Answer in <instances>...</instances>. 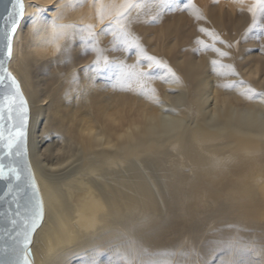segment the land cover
I'll use <instances>...</instances> for the list:
<instances>
[{
    "label": "bare ground",
    "instance_id": "6f19581e",
    "mask_svg": "<svg viewBox=\"0 0 264 264\" xmlns=\"http://www.w3.org/2000/svg\"><path fill=\"white\" fill-rule=\"evenodd\" d=\"M228 1L243 6L241 17L200 0L206 13L198 20L225 41L216 47L228 57L211 50L198 57L195 48L184 57L154 54L182 81L150 82L163 102L164 91L174 92L168 101L178 115L167 118L166 104L112 87V69L84 72L101 55L136 63L134 54L113 50V36L102 32L109 20L97 15L100 2L123 0H25L8 67L29 104L28 154L44 202L33 264H264V103L223 87L242 79L264 92V52H256L264 40L254 41L263 28L249 22L256 0ZM33 5L45 9L35 24ZM158 13L159 4L145 0L126 25L141 38L150 29L144 19ZM170 15H159L169 21L160 38L194 39L183 16ZM53 23L92 25L101 52L83 54L87 33L77 27L57 36ZM213 60L239 77L216 75ZM210 76L221 81L215 89Z\"/></svg>",
    "mask_w": 264,
    "mask_h": 264
},
{
    "label": "snow or ice",
    "instance_id": "6c2138e0",
    "mask_svg": "<svg viewBox=\"0 0 264 264\" xmlns=\"http://www.w3.org/2000/svg\"><path fill=\"white\" fill-rule=\"evenodd\" d=\"M145 0H123L105 4L99 3L97 15L103 23L105 19L109 23L102 29L105 34L110 33L114 38V51H125L134 54L136 63L127 64L123 61L110 62L101 55L100 59L87 66L84 72L92 73L97 77L105 69H112L115 74V82L111 85L117 90L135 92L148 99L151 103L164 108V102L160 99L155 88L150 87V82L161 80L164 83L180 84V77L170 65L156 56L148 54L140 38L133 35L128 29L126 21L133 10L144 7ZM160 6V13L164 11H178L181 6L176 0H155ZM258 7H264V0H256ZM37 15H33L32 23L38 20V13L45 9L36 5ZM184 10L195 11L192 0H187ZM256 13V7L251 9ZM26 14L25 0H0V181L4 182L5 191L0 195V205H5L0 210V264H33L31 245L33 236L42 226L45 219L43 198L32 171L30 162L26 159L27 128L30 120V108L25 98L19 81L8 71L7 62L13 54V41ZM159 13L153 18L159 22ZM196 19H202L197 14ZM79 27L82 36L83 54L98 52L96 46V33L92 25H59L53 23V28L58 29L57 36L67 35L68 30ZM201 33L211 38L213 43L197 40L200 45L197 52L211 50L219 57H228L229 52L216 47V43L224 44L220 36L214 31L200 28ZM227 47H232L228 44ZM264 52V47L261 48ZM214 73L218 76H236L233 65L224 64L220 60L211 62ZM103 65V66H101ZM74 79H77L74 77ZM135 85V88L133 87ZM225 89L235 90L244 88L240 93L250 100H258L264 103V92H257L254 88L246 86V81L239 79L223 85ZM164 111L172 115H178L173 108H164ZM175 129L177 125H170ZM107 147L115 148L113 144ZM23 184V187L21 186ZM21 191H29L26 200H22Z\"/></svg>",
    "mask_w": 264,
    "mask_h": 264
},
{
    "label": "rangeland",
    "instance_id": "374dc122",
    "mask_svg": "<svg viewBox=\"0 0 264 264\" xmlns=\"http://www.w3.org/2000/svg\"><path fill=\"white\" fill-rule=\"evenodd\" d=\"M206 2H207V4L209 5V6H216L217 8H220V9H230V10H232L236 15H238V16H242L241 15V12L242 11H245L244 10V8H243V6L242 5H240V4H234L235 2H230V1H228V0H205ZM149 3H151V2H149ZM176 3L177 4H179L180 6H181V8H180V10H178V11H171V12H169V11H164V12H169L170 14H172V15H170V16H166L165 18L166 19H168V17H169V19H174V18H176L177 17V15H181V16H183V20H182V24H181V26L182 27H185V30H187V33L188 34H193V36H194V39H190L191 41L188 43H184L183 45H178V38L176 37V36H174L173 34H172V36L169 38V41H168V39L166 40V42H164V40H162V38H160V32L165 28V24H167L169 21L168 20H163V19H160V17H159V22H154V20H152L154 17H152V16H150L149 18H148V16H147V18H146V20L144 19V22L146 23V26L147 27H149V25H150V29H147L146 27V34H145V32H144V35L140 38V41H141V43H148V45H147V47H146V50H147V52H148V54H150V55H153L154 56V54L155 53H160V51H161V54H162V52H163V55L164 56H166L167 58H171V57H173V56H181V57H184V55L188 52V51H190V50H192L193 48H195V49H197V48H199L200 47V45H197V43H196V41L199 39L200 40V38H199V35H200V33L199 34H197V32H199V29L200 28H206L207 26L206 25H203V26H199V24H198V19H196V15L197 14H199L200 16H203V15H205V10H203L204 8L202 7V3L200 2V0H192V3L195 5V11H193V10H184V5L187 3V0H176ZM255 7H256V13H255V15L253 14V12L251 11V16H249V22L250 23H257L258 24V22H259V28L261 29V28H263L262 29V31L261 32H263L264 31V15H261V17H258V15H259V11H263V9L261 8V7H258L257 5H255ZM201 10V11H200ZM159 12V11H158ZM263 13H264V11H263ZM162 13H160V15H161ZM174 14V15H173ZM150 20H151V22H150ZM168 21V22H167ZM184 21V22H183ZM193 21V22H192ZM252 21V22H251ZM149 22V23H148ZM149 25H148V24ZM152 23V24H151ZM163 23H165V24H163ZM197 23V24H196ZM156 24V25H155ZM185 26H184V25ZM152 25V26H151ZM164 25V26H163ZM189 25V26H188ZM155 26V27H154ZM158 26V27H157ZM153 28H155V29H153ZM161 28V29H160ZM194 28H196V29H194ZM159 30H160V32H159ZM188 30H190V32L188 31ZM197 31V32H196ZM159 32V33H158ZM193 32V33H192ZM260 32V34L258 35H256L257 37H254V41L256 42V43H259V44H261L262 43V41L264 40V35L262 34ZM158 33V34H157ZM197 34V35H196ZM201 36H202V33H201ZM260 36V37H259ZM197 37V38H196ZM173 38V39H172ZM258 40V41H257ZM260 40V41H259ZM161 42H163V43H161ZM169 42V43H168ZM171 42H173V43H171ZM181 42V41H180ZM193 42V43H192ZM167 43V44H166ZM177 43V44H176ZM190 43H191V45H190ZM178 46V48H177V51H176V45ZM189 44V45H188ZM259 44H257V45H259ZM144 45V44H143ZM168 45V46H167ZM174 47H173V46ZM197 45V46H196ZM165 46H167V47H165ZM169 46H171L170 47V49L168 48ZM191 48H190V47ZM261 46V45H260ZM165 47V48H164ZM262 47V46H261ZM175 48V49H174ZM179 48H180V50H179ZM149 49V50H148ZM166 49V50H165ZM187 51H186V50ZM160 50V51H159ZM168 50V51H167ZM171 50V51H170ZM166 51V52H165ZM259 51H261V49H259V50H256V52H259ZM151 52V53H150ZM165 52V53H164ZM171 52H172V54H171ZM175 52H177V53H175ZM179 52V53H178ZM204 52V50H201V51H199V52H197V55H198V57L199 56H202V53ZM260 53V52H259ZM201 54V55H200ZM167 55H169V56H167ZM157 57V56H156ZM137 60V59H136ZM135 61V60H134ZM132 62V61H131ZM130 62V64H134V62H132L131 63ZM211 80H210V79ZM208 78V82H209V85H210V87H212V88H216L217 86H218V83H219V79L218 78H215L216 80H218V81H216L215 79H214V77L213 76H210ZM214 80H215V82H214ZM210 81H211V83H210ZM213 82V83H212ZM220 83H221V81H220ZM219 83V84H220ZM216 84V85H215ZM213 85V86H212ZM165 93H166V96H168L166 99L167 100H164V107H166V105H167V108L168 107H172L173 105H174V102H172V101H168V99H170L171 98V96L173 95V91H171V90H166V91H164ZM210 97H209V102H210V100H212V98H213V96H214V94L213 93H211L210 95H209ZM170 102V103H168V102ZM167 102V103H166ZM172 102V103H171ZM166 104V105H165ZM168 104H170V105H168ZM162 111H164V109H162ZM165 113V114H164ZM169 114V115H168ZM162 115H165V117H167L168 118V116H170L169 118H171V114L170 113H167V112H162ZM264 116V115H263ZM184 122H188V120H184Z\"/></svg>",
    "mask_w": 264,
    "mask_h": 264
},
{
    "label": "water",
    "instance_id": "95a60500",
    "mask_svg": "<svg viewBox=\"0 0 264 264\" xmlns=\"http://www.w3.org/2000/svg\"><path fill=\"white\" fill-rule=\"evenodd\" d=\"M9 60H10V59H9ZM9 60H8V62H7V68H8V71L11 72V71L9 70V67H8ZM11 73H12V72H11ZM12 74H13V73H12ZM2 91H3V90L0 89V92H2ZM28 127H29V124H28ZM26 149H27V156H26V159L30 162V160H29V154H28V128H27ZM30 164H31V163H30ZM31 168H32V167H31ZM32 171H33V169H32ZM35 179H36V178H35ZM36 182H37V181H36ZM21 186L23 187V184H22ZM4 191H5V188H4V182L0 181V195H2ZM39 191H40V190H39ZM28 195H29V191H21V193H20V196H21L22 200H26L27 197H28ZM40 195H41V192H40ZM3 207H5V205H0V210H2Z\"/></svg>",
    "mask_w": 264,
    "mask_h": 264
}]
</instances>
